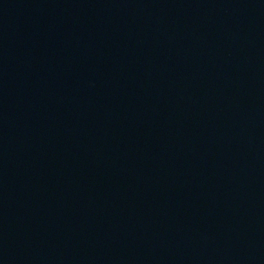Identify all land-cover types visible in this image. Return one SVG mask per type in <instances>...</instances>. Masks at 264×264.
I'll return each mask as SVG.
<instances>
[{
    "label": "water",
    "instance_id": "1",
    "mask_svg": "<svg viewBox=\"0 0 264 264\" xmlns=\"http://www.w3.org/2000/svg\"><path fill=\"white\" fill-rule=\"evenodd\" d=\"M0 264H264V0H0Z\"/></svg>",
    "mask_w": 264,
    "mask_h": 264
}]
</instances>
